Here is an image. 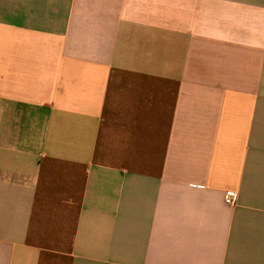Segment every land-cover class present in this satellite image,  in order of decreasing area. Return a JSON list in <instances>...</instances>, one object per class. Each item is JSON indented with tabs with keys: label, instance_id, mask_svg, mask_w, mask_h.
I'll return each instance as SVG.
<instances>
[{
	"label": "crops",
	"instance_id": "0c3cea01",
	"mask_svg": "<svg viewBox=\"0 0 264 264\" xmlns=\"http://www.w3.org/2000/svg\"><path fill=\"white\" fill-rule=\"evenodd\" d=\"M0 264H264V0H0Z\"/></svg>",
	"mask_w": 264,
	"mask_h": 264
},
{
	"label": "built area",
	"instance_id": "2783aa9c",
	"mask_svg": "<svg viewBox=\"0 0 264 264\" xmlns=\"http://www.w3.org/2000/svg\"><path fill=\"white\" fill-rule=\"evenodd\" d=\"M224 202L228 206H234L237 202V194L235 192H226Z\"/></svg>",
	"mask_w": 264,
	"mask_h": 264
}]
</instances>
